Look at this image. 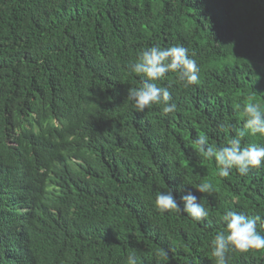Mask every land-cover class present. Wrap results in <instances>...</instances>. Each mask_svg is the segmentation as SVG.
<instances>
[{
  "label": "trees",
  "instance_id": "obj_1",
  "mask_svg": "<svg viewBox=\"0 0 264 264\" xmlns=\"http://www.w3.org/2000/svg\"><path fill=\"white\" fill-rule=\"evenodd\" d=\"M154 45H183L200 68L195 85L156 81L168 114L127 99L144 80L130 65ZM250 99L264 107V0H0V264H127L132 252L138 264H215L226 211L264 217V165L220 177L194 141L227 145ZM245 132L242 147L264 144ZM22 157L57 179L25 181ZM168 189L209 216L160 212ZM55 235L79 244L65 251ZM228 256L264 264V250Z\"/></svg>",
  "mask_w": 264,
  "mask_h": 264
},
{
  "label": "clouds",
  "instance_id": "obj_2",
  "mask_svg": "<svg viewBox=\"0 0 264 264\" xmlns=\"http://www.w3.org/2000/svg\"><path fill=\"white\" fill-rule=\"evenodd\" d=\"M193 57L194 53L190 54L189 49L183 45L170 47L154 45L138 53V59L130 65V70L138 76L144 77V80L139 88L129 89L127 97L136 111L143 112L151 105H162L163 113L174 112L176 104L174 102L170 103L172 101L171 92L167 87L158 86L156 81L163 79L166 74L172 72L176 74L177 79L185 87L197 84L200 68ZM243 113L244 130L235 134L227 145L219 148L213 147L208 143L206 136H200L194 141L204 158L214 159L220 177L229 176L233 169L241 176H246L249 174L250 169H258L264 165V144L251 143L246 147H242V138L246 135L245 130L252 136H264V107L251 102L250 99V102L243 106ZM91 149L95 154L94 148ZM73 163L78 162L74 160ZM19 168L25 181L30 180V177H33L36 182H41L47 176L48 178L55 176L57 179V175L49 168H38L34 163L23 157ZM81 177H85L87 180L90 179V176L85 174L76 173L73 175L75 180ZM69 186L70 181L65 184L63 190L69 188ZM195 189L201 193H209L212 191V185L210 183H199L195 186ZM31 201L37 205L35 197ZM181 202L183 203L182 209L180 203L173 196L171 189L160 191L155 196V206L160 212H182L197 222H203L209 216V212L204 205L200 201L198 202L197 196L191 192L182 196ZM49 205L50 203H47V206ZM30 210L32 216H42L44 214L43 209L40 213H37L34 206ZM223 222L226 229L217 232L211 241L215 264H229L228 253L232 251L247 253L251 250H264V234L258 231L257 227L258 223H264V217L259 215L250 217L229 210L223 214ZM54 239L59 242L65 251H70L79 244L59 235H55ZM158 255L167 258L166 252L158 253ZM127 264H138V257L135 252L127 256Z\"/></svg>",
  "mask_w": 264,
  "mask_h": 264
}]
</instances>
